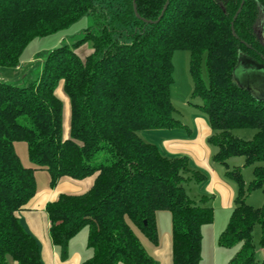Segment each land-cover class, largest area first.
Here are the masks:
<instances>
[{
    "label": "trees",
    "instance_id": "trees-1",
    "mask_svg": "<svg viewBox=\"0 0 264 264\" xmlns=\"http://www.w3.org/2000/svg\"><path fill=\"white\" fill-rule=\"evenodd\" d=\"M0 0V68L20 66L36 39L67 29L83 16L95 23L81 40L49 52L33 80H0V264H42L40 245L23 226L21 213L38 192L36 171L46 170L51 186L62 179L94 178L83 194H61L46 206L54 244L63 261L70 241L89 228L93 256L83 264H159L144 248L138 231L158 243L157 214L172 215L174 264H200L205 225L215 219L211 198H192L189 181L208 177L191 167L188 157H167L140 136L143 130L184 125L175 117L172 99L173 55L190 52L193 97L205 114L214 148L212 160L229 166L244 157L254 167L245 187L240 169L226 177L236 186L235 207L219 244H242L230 264H264L257 259L254 230L261 229L264 205L247 202L251 191L264 193V100L238 85L240 57L264 65V42L257 26L264 0ZM167 11L157 21L166 4ZM136 5V8H135ZM137 10V11H136ZM245 42L247 45H245ZM89 45L82 58L78 50ZM205 59L209 83L203 79ZM33 80V81H31ZM62 90L70 101V133L64 136ZM255 129L251 141L233 131ZM28 144L25 167L15 143Z\"/></svg>",
    "mask_w": 264,
    "mask_h": 264
},
{
    "label": "rangeland",
    "instance_id": "rangeland-1",
    "mask_svg": "<svg viewBox=\"0 0 264 264\" xmlns=\"http://www.w3.org/2000/svg\"><path fill=\"white\" fill-rule=\"evenodd\" d=\"M264 11V10H263ZM95 23L94 19L85 15L72 26L67 29L61 30L53 35L48 37L39 38L34 40L24 51L21 60L22 70L18 71L19 74H23L25 69H32V79H37L40 71L43 70V61L47 54L53 51L56 48H59L63 45H72L77 43L79 40L83 38L86 32L89 30L91 26ZM257 32L260 39L264 42V13L262 14L259 24L257 26ZM92 52L89 45L83 46L78 50L79 55L82 58H85ZM44 59V60H43ZM250 59H253L250 57ZM259 62V61H257ZM173 64H174V85L172 87V99L176 108L175 117L181 123H186L191 128H193L194 114L197 113L196 109H200L197 105L202 104V100L200 98L193 97L194 83L190 73V52L178 50L173 55ZM42 66V67H41ZM33 67H35L33 69ZM11 72L13 73V69L9 68H0V74ZM202 75L206 84L209 83V77L207 72V67L205 63V59L202 65ZM31 80V81H33ZM235 81L238 85L244 86L246 88H250L254 95L259 100H264V72L258 70L257 68L250 67L246 63H240L235 71ZM61 90L58 91V95L62 98L64 103V111H63V129L66 134L69 122H70V102L65 96L62 94ZM199 111V110H198ZM198 114V113H197ZM205 115V114H204ZM233 134L235 137L251 141L255 138L257 134V130L255 129H239L234 130ZM15 149L17 154L19 155L23 165L25 167H34L35 165L29 158L28 153V144L25 141H18L15 143ZM229 166H224L218 164L220 172L222 174L223 180L228 183L234 191H236V184L226 177V173L228 170L240 169L243 175V179L245 182V187L248 188L250 183L254 180V167L245 166V158L244 157H235L232 158L229 162ZM258 165L264 166V161L258 163ZM206 175L207 173L204 172ZM209 179V175L207 174ZM36 178L39 186L42 188L43 186L51 184V176L46 170H37ZM203 183H195L194 181H189L185 187L187 193L194 199L200 197L197 200H201L203 196H208L211 198V205L213 204L214 195L206 194L208 185L206 182ZM219 196V193H216ZM247 202L254 208H261L264 205V193L262 190L257 189L250 192L247 197ZM217 206H219V202H215ZM213 206V205H212ZM217 208V207H216ZM215 212V210H214ZM233 211L226 212V214H222V210L218 207L215 212L216 223H219L223 220V229L218 234V236H214V222L211 224H207L203 228V253H202V261L200 264H230L238 255V253L242 249V244H237L233 247L225 248L220 246L219 240L221 234L226 231L229 222L231 220ZM162 215L161 220V230L160 237L165 233L166 230H171V224L169 217L171 219V214L168 211H162L160 213ZM164 215H167V219H163ZM169 222V224H168ZM89 228H84L80 232V237L82 235H88ZM138 235L141 238V242L146 248L147 252L152 255L149 243L153 244L152 241L147 239L141 232L138 231ZM254 243L256 245L257 259L259 261L264 260V248L260 245L261 241V229L257 226L254 230ZM88 239V238H87ZM88 246V240H87Z\"/></svg>",
    "mask_w": 264,
    "mask_h": 264
},
{
    "label": "crops",
    "instance_id": "crops-1",
    "mask_svg": "<svg viewBox=\"0 0 264 264\" xmlns=\"http://www.w3.org/2000/svg\"><path fill=\"white\" fill-rule=\"evenodd\" d=\"M34 68L35 67H33V69ZM21 70L22 67L19 66L14 69L13 73H1L0 80L19 83L24 80L26 75L30 73L32 69H25L23 74H19L20 72L18 71ZM31 74L32 73H30V75ZM62 94L67 98L64 92ZM196 110L198 114L196 112L194 114L193 128L182 122L184 125L183 127L170 130H143L140 132V136L146 142L156 145L162 155L171 158L181 156L188 157L191 167L194 170H200L207 173L209 179L206 182L208 184L206 186V194L214 195L212 205L215 212L219 207L220 210H222V214H226V212L234 210L236 191H234V189L223 180L218 164L214 163L212 160L214 148L208 143V139L212 135V129L208 119L201 109ZM69 133L70 122L64 136L68 137ZM93 184L94 178H88L82 181L64 178L55 187H52L50 184V186L46 185L41 188L37 183L38 192L29 202L27 209L21 213L20 217L24 228L36 238L40 245L42 264H83L93 256V250L87 246L89 233L88 235H82V237H80L81 235L79 233L70 241V256L68 260L63 261L60 257V249L52 240L50 233L51 223L46 211L47 204L57 200L61 194H83L90 190ZM216 193H219V196H217ZM199 197L200 195L198 198ZM216 201L217 203L219 202V206L215 204ZM161 212L162 211L157 214L158 243H149V245L152 256L156 258L159 264H174L172 232L166 230L161 237L159 235L162 220V215H160ZM168 217L167 215H164L163 219H167ZM169 220L172 225V215L171 219L169 217ZM216 222L217 221H214L215 227L213 230L214 236L217 237L223 229V220L219 225ZM9 264L18 263L10 258Z\"/></svg>",
    "mask_w": 264,
    "mask_h": 264
},
{
    "label": "water",
    "instance_id": "water-1",
    "mask_svg": "<svg viewBox=\"0 0 264 264\" xmlns=\"http://www.w3.org/2000/svg\"><path fill=\"white\" fill-rule=\"evenodd\" d=\"M244 4H245V1L243 0L242 4H241V7L240 9L238 10L237 14L235 15V18H234V21L232 23V30H233V34L236 38H238V35L236 34V31H235V21L237 20L238 16L240 15L243 7H244ZM168 5H169V2L166 4L161 16L159 17V19L157 21H149L150 24H153L155 22H160L161 19L163 18V16L165 15V12L167 11V8H168ZM135 8H136V5H135ZM137 11V10H136ZM245 45H247L245 42H243ZM240 63H246L248 64L250 67H254V68H257L258 70H261L264 72V65L258 63L256 60L254 59H250V57H246V56H242L240 57ZM239 66V65H238ZM243 88L249 90L250 92H252V90L250 88H246L244 86H242ZM252 94L254 95V93L252 92ZM255 96V95H254ZM256 97V96H255ZM257 98V97H256ZM258 99V98H257ZM259 100V99H258Z\"/></svg>",
    "mask_w": 264,
    "mask_h": 264
}]
</instances>
